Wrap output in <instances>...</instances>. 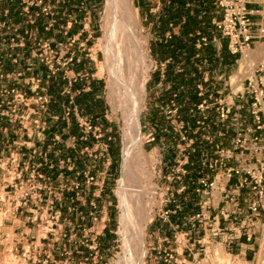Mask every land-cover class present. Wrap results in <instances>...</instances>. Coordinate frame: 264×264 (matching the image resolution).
Listing matches in <instances>:
<instances>
[{
	"label": "rangeland",
	"instance_id": "obj_1",
	"mask_svg": "<svg viewBox=\"0 0 264 264\" xmlns=\"http://www.w3.org/2000/svg\"><path fill=\"white\" fill-rule=\"evenodd\" d=\"M258 1L264 9V0ZM7 2L10 0H0V264H110L121 240L116 189L121 173L123 122L121 113L114 112L107 101L106 76H99L104 60L98 47L103 0H86L88 6L81 12V30H86L71 51L76 52L79 62L75 57L71 60L72 55L60 60L57 49L51 48L52 54L51 50L45 52L42 46L47 36L35 27L39 21L43 24L51 19L42 13V6L32 7L24 16L19 14L22 1L13 0L15 12L11 17L5 14L10 8ZM153 5L156 15L160 11L158 0ZM136 7L145 29L150 65L141 128L147 150L155 160V207L146 234L145 264L157 263L159 245L163 252L167 248L160 242L167 232L165 207L169 200L182 198L192 203L188 209L191 218L202 213L200 220L191 222L201 237L192 235L187 263L242 264L213 240L219 242L223 226L231 219H221L219 212L226 206L222 201L238 199L247 210L248 203L257 199L247 186L239 187L247 171L258 173L264 167V98L253 107L254 95L248 89L250 82L259 92L264 89V73L259 72L264 64H256L252 74L240 72L243 53L227 75L222 66L199 63L203 79L197 88L202 101L198 108L190 106L183 111L178 101L181 86L171 97L165 95L172 86L165 79L168 62L158 61L153 55V23L146 11ZM22 28L24 32H20ZM262 44L264 39L249 50ZM175 70L182 73L181 64ZM49 73H54V78L50 79ZM69 77L78 91L85 83L81 78L102 80L105 117L97 121L103 126L100 134L113 127L112 133L119 137L110 157L92 150L88 141L78 144L74 131L58 128L57 120L51 118L57 111L50 105L58 94L63 97ZM39 96L48 97L49 107L43 108L36 101ZM13 153L17 157L12 158ZM181 164L187 174L177 180ZM200 180L207 185L200 186ZM181 181L191 188L186 190L190 192L174 190ZM157 229L159 235L154 234ZM254 238L256 256L252 264H259L264 212L256 221ZM221 254L230 261L221 263Z\"/></svg>",
	"mask_w": 264,
	"mask_h": 264
},
{
	"label": "bare ground",
	"instance_id": "obj_2",
	"mask_svg": "<svg viewBox=\"0 0 264 264\" xmlns=\"http://www.w3.org/2000/svg\"><path fill=\"white\" fill-rule=\"evenodd\" d=\"M100 23L98 47L104 60L99 76H106L107 101L114 112L121 113L123 122L121 173L116 189L121 240L119 252L110 264H145L146 234L156 195L155 160L147 150L141 128L150 71L147 38L134 0H103ZM258 63L264 64V44L244 52L239 70L252 74ZM259 258V264H264V244ZM219 261L230 260L221 254Z\"/></svg>",
	"mask_w": 264,
	"mask_h": 264
},
{
	"label": "crops",
	"instance_id": "obj_3",
	"mask_svg": "<svg viewBox=\"0 0 264 264\" xmlns=\"http://www.w3.org/2000/svg\"><path fill=\"white\" fill-rule=\"evenodd\" d=\"M134 1L141 12H147V16L154 14L152 13V7H154L153 2L155 0ZM158 2L159 5L157 6V9H160L159 6H161V0H158ZM7 5L10 8L8 11H5V14L7 13L12 17L13 13L15 12L12 8L13 0L7 2ZM206 5L211 9V15L208 14L206 23L213 26L217 33L214 36L212 42V45L215 48V58L219 61H222L223 57L227 55L234 59L235 55H233L229 51L227 39L223 37L222 32L217 26L218 22L223 18L222 9L219 7L217 0H209L208 4H204V6ZM85 6H88V4H86V0H54L53 18L47 20L43 24L39 21L38 25L35 26L36 28H41L44 31L45 35L47 36V43L49 44L50 48H53V50L57 49V54H59L60 60L65 61V57L72 55L71 60H73V58L75 57L76 62H79L76 56V52L71 51H73V49H75V45H77L76 39L82 36V34H84L86 30H81V25L79 22L81 12L83 9H85ZM187 6L192 10L195 8L201 10V5L199 4L196 5L195 3H192L188 4ZM248 8L254 12V21L258 23L264 22V9L262 7V4L258 0H250ZM19 14L22 15V13ZM204 14L205 13L199 14L198 19H202ZM24 30L25 29L22 28L20 32H24ZM175 30L177 31V29ZM219 36H221L222 38ZM201 46L202 45L198 44L197 48L200 49ZM256 48L257 45H255V49ZM196 58H203V56L201 54H198ZM237 62L238 60H236L232 66H224L223 69H226L224 73L228 75V69H231ZM77 69L78 68H76V70ZM53 74L54 73H49L50 79L54 78ZM64 80L66 81L65 78ZM75 80L78 79L76 78ZM79 80L85 83L82 85V89L78 91V85H73L72 79H70L69 77L67 87L62 93L63 97H60L58 94L56 100L54 101V105L53 103L50 105V107L55 106L57 111V114L51 118L57 120L56 122L58 124V128H61L62 126L74 131V134L76 136H74L73 138L74 140H77L78 144L81 143L82 145H84V143L88 141V144L93 146L92 150H101L107 153V155L110 157L109 153L110 151H113V148L117 141L116 133H112L113 127H111L109 129H104V135H101L100 133L103 130V126L97 123L99 118L102 120V118L105 117L104 86L102 80L94 78L90 79V77L87 79L81 78ZM199 95H202V93H200ZM66 110H68V113H66ZM89 127H91V129H89ZM14 144H16V142H14ZM37 151L35 150L33 153H36ZM14 157H17L16 153L12 154V158ZM188 176H186V179L188 178ZM177 188L178 187L175 186L174 190L176 191ZM187 192L190 191H185L184 194H186ZM184 194H182V196H184ZM186 200V198L185 200L183 198L178 201L174 200L172 203L165 207L167 209L165 212H168V215L164 214L165 217L163 218H165L164 221L166 222L167 232L164 233L160 238V242H163V245H167V248L165 247V250L163 252L161 249V245L158 246V251L156 253L157 255H159V257L157 256L156 264H188L187 261L190 257L188 249L190 246L192 235L199 234V238L201 237L200 230L196 229V227H193L195 224L191 225V222L196 219H192L190 217L188 209L190 206H192V203H189V201ZM198 206H200L201 208L202 203L199 202ZM219 213L221 219L229 220L223 211ZM230 213H232L230 222H227L223 226V230L220 233L219 242L215 240L213 241L217 244H221L223 246L224 253L231 256L236 262H241L242 264H252L255 261L256 256V241L254 236L250 238L249 236H247V233L254 232L253 227L255 226V223L250 224L247 221L248 212L246 210H242L239 216H233V211ZM236 218L240 222H243V224L241 225L239 221L238 223L234 222ZM189 227L193 228V230H188ZM241 227H247V230L240 232L239 228ZM157 232L159 235L161 233L160 229L154 231V234ZM189 236L191 237L188 238ZM181 237H184L185 241H187L188 244H185V242H183V244L178 242L180 241ZM199 242H201V240H198V243ZM213 243L211 245H213ZM162 252L165 255H163ZM170 254L173 255V260H169L168 257Z\"/></svg>",
	"mask_w": 264,
	"mask_h": 264
},
{
	"label": "trees",
	"instance_id": "obj_4",
	"mask_svg": "<svg viewBox=\"0 0 264 264\" xmlns=\"http://www.w3.org/2000/svg\"><path fill=\"white\" fill-rule=\"evenodd\" d=\"M208 2L209 0H161L158 14L149 15L153 23L152 32L156 37L152 44L153 55L158 61L168 62L165 79L171 81L172 86L165 95L171 97L181 86L183 89L179 91L178 101L182 104L183 111L190 106L198 108L202 101L197 88V83L203 79V71L197 66L199 63L207 62L211 67L232 66L240 57L235 55L232 59L225 55L222 61L215 58L212 42L217 33L213 26L206 23L208 14L211 15L210 7L204 6ZM192 3L201 5V10H192L187 6ZM203 13L202 19H198L199 14ZM203 38L207 40V44L198 49L197 45ZM198 54L203 58H196ZM178 64L183 68L182 73L175 70ZM186 96L190 97L188 101L185 100ZM116 138H119L118 135Z\"/></svg>",
	"mask_w": 264,
	"mask_h": 264
},
{
	"label": "built area",
	"instance_id": "obj_5",
	"mask_svg": "<svg viewBox=\"0 0 264 264\" xmlns=\"http://www.w3.org/2000/svg\"><path fill=\"white\" fill-rule=\"evenodd\" d=\"M53 1L54 0H22L21 2V13L24 16L29 15L30 9L34 6H42L43 10L42 13L46 16H50L51 19L53 18ZM217 3L219 7L223 11V18L221 21L218 22L217 26L222 32V35L225 39L228 41V48L229 51L233 55H240L243 54L244 51L249 50L251 46L262 39H264V22L258 23L253 20L254 12L251 11L248 8V4L250 3V0H217ZM200 45H206L207 40L203 38ZM45 49V52L48 50H51L49 44L47 42L43 43L42 46ZM50 53L52 54L53 51L51 50ZM49 64V62H47ZM258 72V71H257ZM264 73V65L261 67L260 71ZM249 92H251L254 95L255 102L253 103V107H256L260 103V99L264 98V89L259 92V89L255 87V84L250 82L249 83ZM39 102L43 108L48 106V97L47 96H39L36 100ZM91 129V127H89ZM15 160V159H14ZM13 160V162H15ZM239 170H236L235 173L239 174ZM178 176L175 178L177 180H181L186 174L187 171L182 168V164L180 165L179 169L177 170ZM246 178L241 183L240 188L247 186L249 189L252 190L253 193L257 196V199L253 201L252 203H248L247 205V221L251 224L255 223L259 220V217L261 216L262 212H264V167L261 169V171H258V173H255L252 171H247ZM41 178L42 175H41ZM200 186H206L204 180H200ZM203 184V185H202ZM177 192L178 193H184L187 189L186 186L183 185L182 181L180 185H177ZM199 192V191H198ZM172 200H169L168 203H172ZM226 204L224 206V209L222 210L224 214L227 216V218H231L230 212L233 211V216H239L240 212L244 210L243 207H241V204L238 199L230 201H222ZM166 215H168V212H165ZM224 215V216H225ZM223 216V217H224ZM202 217V213H198L197 215L193 216L192 219L200 220ZM256 218V219H254ZM258 219V220H257ZM238 219H235V222L238 223ZM239 223L242 225L243 222ZM255 226L254 232H255ZM238 227V226H236ZM240 227V225H239ZM244 228V229H242ZM244 230H247V227H241L239 228L240 232H243ZM247 233L250 238L254 236L255 233ZM178 241V240H177ZM181 244L185 242V244H188L187 241H185L184 237H181L180 241ZM189 252H191L190 249H188ZM169 260H173V255H169Z\"/></svg>",
	"mask_w": 264,
	"mask_h": 264
}]
</instances>
